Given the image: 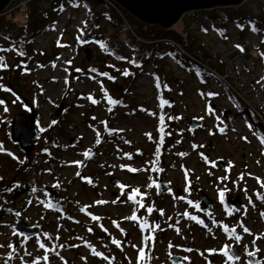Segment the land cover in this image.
Wrapping results in <instances>:
<instances>
[{"label": "rangeland", "instance_id": "374dc122", "mask_svg": "<svg viewBox=\"0 0 264 264\" xmlns=\"http://www.w3.org/2000/svg\"><path fill=\"white\" fill-rule=\"evenodd\" d=\"M55 1L43 0V8ZM64 2L33 39L48 55L21 69L9 58L0 69V264H172L173 256L180 264H249L246 245L259 249L255 258L264 264V199L257 197L264 196V143L253 125L264 118V2L188 12L175 26L223 65L222 76L183 68L166 40L161 61L145 58L141 72L120 64L128 75L113 81L89 71L101 64L96 47L78 44L90 10ZM102 2L100 10L111 4ZM25 3L13 0L6 12ZM117 6L126 28L137 29ZM124 54L135 55L128 47ZM227 89L246 109L230 103ZM17 114H36L29 155L9 140ZM193 119L203 126L191 130ZM159 179L169 192L157 194ZM232 209L239 211L229 215ZM22 218L40 234L21 236L15 227ZM225 246L236 247L240 261L229 262Z\"/></svg>", "mask_w": 264, "mask_h": 264}, {"label": "trees", "instance_id": "16d2710c", "mask_svg": "<svg viewBox=\"0 0 264 264\" xmlns=\"http://www.w3.org/2000/svg\"><path fill=\"white\" fill-rule=\"evenodd\" d=\"M77 1H81L90 10L89 19L81 28L78 44L82 46L92 44L96 47L99 51L98 58L101 64H99L98 68H90L89 71L97 70L108 81H113L118 73L125 74L127 72L123 66H120V64L123 65L125 62H129L132 72H134V69L137 72H141L144 65L142 61L145 58H156L157 55L159 57L158 60L161 61L163 56L161 54V43L166 40L173 42V45H169L168 55L183 68L191 66L202 74L203 78L210 75L217 77L223 72V65L214 63L215 61L217 62V59L205 51L204 46L197 38L183 34L176 27L171 30H164L159 26L142 24L137 21L138 28L131 30L126 28L114 8L110 6L103 10L98 8V4L103 3V0ZM64 8V0L53 2V7L50 10L43 8V0H26V3L19 7L17 12L10 13L7 10V12L0 14V50H4L0 51V54H2L5 61L13 58V64L16 66L13 69L17 67L20 69L26 68L25 66L34 60L48 55L35 50L33 44L34 36L44 26L49 24L51 18L56 17ZM107 25L113 28L112 33L108 32ZM18 29L20 34L16 33ZM125 47L134 51L133 60H129L125 56ZM17 70L20 73L19 69ZM17 70H15V73H17ZM105 73L107 75H104ZM227 91L230 103L234 107L239 110L246 109L236 94L230 89H227ZM253 125L263 134L262 138L264 139V118L256 119L253 121ZM24 167V171L29 169L28 164H25ZM251 258L256 260L255 257Z\"/></svg>", "mask_w": 264, "mask_h": 264}, {"label": "water", "instance_id": "95a60500", "mask_svg": "<svg viewBox=\"0 0 264 264\" xmlns=\"http://www.w3.org/2000/svg\"><path fill=\"white\" fill-rule=\"evenodd\" d=\"M13 0H0V14L6 11L7 6ZM119 5L123 10L129 13L133 18L143 24L156 25L164 30L173 29L182 17L188 12L211 10L222 7L240 6L246 0H111ZM264 2V0H262ZM60 110V109H59ZM36 115L17 114L11 120L9 140L14 145L18 146L19 150L25 155H29L36 147L38 131L36 129ZM203 126L202 120L193 119L189 123L191 130H197ZM75 140L71 142V145ZM88 154L85 160L80 164L82 169L88 159ZM163 166V162L161 163ZM117 184L116 180L112 181ZM157 194L162 195L169 192L170 187L159 179L157 182ZM57 193L55 192V201ZM202 203L207 211H211L213 207L212 200L207 195H202ZM232 205L235 202L231 203ZM16 231L26 238L34 237L40 234V226H29L25 219H19L15 227ZM232 250L239 255V250L234 247ZM240 256V255H239ZM181 257L173 256L172 264H180Z\"/></svg>", "mask_w": 264, "mask_h": 264}, {"label": "snow or ice", "instance_id": "6c2138e0", "mask_svg": "<svg viewBox=\"0 0 264 264\" xmlns=\"http://www.w3.org/2000/svg\"><path fill=\"white\" fill-rule=\"evenodd\" d=\"M253 31H256V29H253ZM102 47H103V45H102ZM237 47H240V46L237 45ZM0 51H4V50H0ZM21 55H23V53H21ZM3 68H7V63L4 60V57L3 56H0V69H3ZM93 71H95V70L93 69ZM104 75H107V74L105 73ZM125 75H127V72H125ZM109 79H111V77H109ZM109 102L110 103H116V101H112V100H110ZM3 103H4L3 101H0V104H3ZM93 103H95V101H93ZM5 110H7V109H5ZM161 119H163V118H161ZM249 127H251V126L249 125ZM221 131H222V129H221ZM244 139H246V138H244ZM261 142L264 143V139H262ZM257 163H259V162H257ZM229 165L231 166V162H229ZM229 170L230 169H226V171H229ZM133 171H135V170H133ZM185 176H186V179H187V172L185 173ZM0 179H2V178H0ZM220 179L222 181L223 180H227L228 179V176L226 175V176H224V177H222ZM239 179L240 180H243L244 179V174L243 173H241ZM257 179L259 180V178H257ZM261 186L264 187V183H262ZM189 189H190V184L185 189V191H189ZM35 191H36V189L33 188V192H35ZM225 191L226 190H221L219 192V197H220V201H221L222 204L224 203ZM257 197L260 198V199H264V196H261L259 193H257ZM128 199L131 200V199H133V197L132 196H129ZM97 203H104V202L103 201H98ZM249 203L250 204L252 203L251 199H249ZM148 211L151 212L152 209L149 208ZM234 211H239V210L238 209H232L231 211L228 212V214L231 215L232 212H234ZM185 215H187V213H185ZM261 216H264V213H261ZM190 218L195 219V217H190ZM94 219H95V217H94ZM132 219H135V217H132ZM201 223H202V221H201ZM157 227H159V225H157ZM241 227L243 228V231L245 233H249V229L248 228L244 227L242 224H241ZM225 231H228V229L225 228ZM232 233H233L234 240L236 242H240L241 239H242V237L239 236V235H236L234 229L232 230ZM113 243L119 245L120 242L114 240ZM253 243H255V241H253ZM41 247H43V245ZM247 247L248 246L246 245L245 248H246V254H247V256H249V257H255L256 256V253L259 251V249L257 248V249H255V251H247ZM53 251H54V249H53ZM187 251H192V249H187ZM212 251H215V250H212ZM222 254L227 258V260L229 262L240 261V256L238 255V253L234 252L232 249L228 248L227 246H225V250L223 251ZM140 255L143 256V255H145V253L143 251H141ZM45 259H47V256H45ZM34 264H35V262H34ZM249 264H262V262L260 260H249Z\"/></svg>", "mask_w": 264, "mask_h": 264}, {"label": "built area", "instance_id": "2783aa9c", "mask_svg": "<svg viewBox=\"0 0 264 264\" xmlns=\"http://www.w3.org/2000/svg\"><path fill=\"white\" fill-rule=\"evenodd\" d=\"M109 1V0H108ZM111 2V4L109 3V5L113 8L114 7V9L116 10V8H119L117 5H115V3H113L112 1H110ZM120 9V8H119ZM121 11V10H120Z\"/></svg>", "mask_w": 264, "mask_h": 264}]
</instances>
